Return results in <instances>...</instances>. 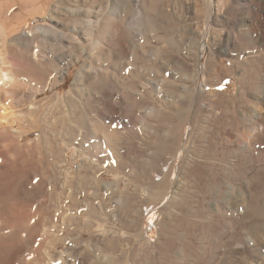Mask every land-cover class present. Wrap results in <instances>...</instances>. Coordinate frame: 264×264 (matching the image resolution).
<instances>
[{"label": "bare ground", "instance_id": "bare-ground-1", "mask_svg": "<svg viewBox=\"0 0 264 264\" xmlns=\"http://www.w3.org/2000/svg\"><path fill=\"white\" fill-rule=\"evenodd\" d=\"M98 2H0V264H75L79 245L111 264L127 216L124 264H264V0ZM133 141L140 179L119 172Z\"/></svg>", "mask_w": 264, "mask_h": 264}, {"label": "rangeland", "instance_id": "rangeland-1", "mask_svg": "<svg viewBox=\"0 0 264 264\" xmlns=\"http://www.w3.org/2000/svg\"><path fill=\"white\" fill-rule=\"evenodd\" d=\"M98 1L99 2L103 1L104 4L101 2V4H102L101 5ZM114 1L115 0H110V1L107 0V2H106L104 0H97V2L100 4L99 6H97V11H99V9H106V8H108V3H110L109 4V6H110ZM0 2H1V0H0ZM131 3H132V6H134V7H137L138 6V0H131ZM100 6H101V8H100ZM188 6L189 5L185 6L184 8L187 9ZM202 7H203L202 4L199 3V8L200 9H203L204 7L203 8ZM178 8H179V6H176L175 4H169V5L165 6L166 11L168 13H170V14H173L174 11L177 10ZM184 14H185V16L182 17V18H180L179 20H175V23L185 24V25L188 24V23H191L190 22V19H191V16L192 15L190 13H186V12H184ZM39 24L40 25H44V24L49 25L48 23H45V22H40ZM34 25H37V24H34ZM16 35L17 34H15L13 36H16ZM35 45H37V43ZM45 49L48 50L47 47ZM33 53H34V51H33ZM21 54L23 55V57L25 58L26 61H28V62H30L32 64L34 63V61H32V58L30 60V57H31L30 55L31 54L30 55H29V53L26 54V52L25 53L22 52ZM43 54H47L46 52L44 53V49H42V52H41V55H40L41 57L40 58H42V57L45 58L46 56H48V54L46 56L45 55L43 56ZM44 58H42L41 60H43ZM34 65H35V63H34ZM34 65H31V68H29L27 74H29V73L30 74L28 75V77H30L32 80L33 79H37L39 82L41 81L40 82L41 84H45L48 81V78H49L46 75L47 74L46 71L44 69H42L43 71H41V70H39L40 68L39 69L37 68L38 67L37 65H36L37 67L34 66ZM80 66H81V64H79L77 67L71 69L70 74L68 75V81H67V83L65 85V88L61 92L63 95L66 94L68 92V90L71 88V85L73 84L74 78H75L76 73H77L76 69L77 68H80ZM34 67H36V68H34ZM228 81L224 84L223 89L235 90L236 89V80L234 78H232V79H229ZM48 95H52V92H48ZM46 97L47 96L42 95V96L39 97L38 100L45 99ZM136 142H138V141H135V143L133 141L131 143V146H134V148L132 147L133 149H132V152H131L130 156H126V157L122 158V161H123L122 163L124 164V167H122L119 170V172L121 174L123 173L122 176L125 177L126 179H128L129 177H130L129 179H133V178H135V176L138 179L141 178L140 174H141V169H142L141 166H142V164L140 163V161H141L142 157L147 156V153L146 152L149 150V149H146V151H145V149L143 148L142 151H141L140 149H141L142 146L140 147L138 145L139 142H138V144H136ZM147 148H149V147H147ZM137 155H139V156H137ZM255 155H256V152H255ZM131 157H134V159L131 158ZM133 173H134V175H133ZM106 178L109 179V180L110 179L113 180V176H110V175L107 176ZM56 185H58V186H56ZM56 185H54L55 187L53 186V188H52L53 189V192L55 193L54 195H56L58 193L59 189H60L59 184H56ZM57 205L58 204H54V206H51L52 209L50 208V210H49L50 211V214L49 215L51 217L50 216H47L49 218L46 221V223L48 225L53 224V223L58 224V223H61L62 222V220L59 218V215L54 214L58 210V206ZM144 211L146 213L145 217H147V219L143 223L142 228L145 229L146 236H148L149 238H151L152 241H156L158 239L159 229H158V227H154L153 226L154 224L152 223V221L154 220V222H155L157 220V218H158V215L157 214H152V215L149 216L147 214L148 211L146 210V208H144ZM152 216L154 217L153 220H152ZM57 220H59V221H57ZM96 221L98 222L97 219H96ZM129 221H130V218H129V216H127V217L121 218V219H119V218L118 219H115V220L111 219V221L109 220V223L107 224L108 226L111 225L110 227L113 230L112 232H116L118 235L119 234L121 235V239H122V242L121 243L123 244L122 249H120L117 246H114L115 245L114 244V239H113V236H111V233H110V236H111V244L110 245L105 244V247L106 248L104 247V249L106 250L105 251L106 255H110V256H112L114 258L113 259L114 262H111V264H124L125 263L124 260L126 261L127 258H129L131 256H132L131 257L132 259L133 258L136 259V256L138 258V255H139V253H138V244H137V241L135 239V237H136L135 235H136V232L137 231L135 230L136 229V227H134L135 225L134 224H130ZM76 223H78V222L75 221V226L73 227V229L76 232H78L79 230L82 231L81 229H79V226ZM80 223H82V221ZM58 225H59V227L61 226L60 224H58ZM129 226H130V228H129ZM67 228H69V227H67ZM151 228H153V230ZM131 229H133V230H131ZM70 230H72V229H70ZM66 232H67V229L65 231V234H66ZM82 232H85V231L83 230ZM84 234H85V240H89L90 239V234L89 233H84ZM62 246H63V244H61V245L59 244L58 245L59 248H61ZM43 247H44V244H42L41 248L43 249ZM114 247L117 248V251H116V249ZM76 248H77V257H76L75 264H102V260L98 258L99 255H98V253L96 252V250L93 247L90 250L89 249H85L82 245H79ZM42 249L40 250V252H42ZM52 253H53L52 254L53 255L52 256L53 261H57V260H55L56 259V256L54 255L55 252H52ZM140 258H141V254L139 255V259ZM37 260L39 261V264H46V263L48 264V261H46V259L40 253L38 254V257L34 260L33 263L34 264H37V263H35V262H38Z\"/></svg>", "mask_w": 264, "mask_h": 264}]
</instances>
